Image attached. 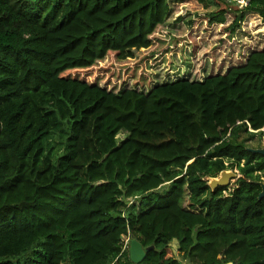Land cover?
<instances>
[{
  "label": "trees",
  "instance_id": "16d2710c",
  "mask_svg": "<svg viewBox=\"0 0 264 264\" xmlns=\"http://www.w3.org/2000/svg\"><path fill=\"white\" fill-rule=\"evenodd\" d=\"M180 1L0 0V264H132L126 232L137 264H264V154L246 144L264 127V46L147 90L101 65L138 58ZM245 9L264 20L247 0L231 24ZM234 167L227 193L210 188Z\"/></svg>",
  "mask_w": 264,
  "mask_h": 264
},
{
  "label": "rangeland",
  "instance_id": "374dc122",
  "mask_svg": "<svg viewBox=\"0 0 264 264\" xmlns=\"http://www.w3.org/2000/svg\"><path fill=\"white\" fill-rule=\"evenodd\" d=\"M171 6V13L154 30L152 44L142 50L138 58L117 61L111 53L101 65L120 75L125 85L147 90L155 82L178 77L201 79L210 73L224 72L229 65L244 61L250 50L264 46V20L256 11L245 9L243 18L231 24L242 7L239 0L205 4L198 0H181L171 2ZM219 7L225 10L224 20L209 21L208 11ZM253 132L246 144L264 147V129ZM126 134L125 130L118 131L117 141ZM227 169L234 170L236 175L230 178L224 193L234 186L239 175L236 167ZM183 203H189L187 195ZM181 262L188 264L187 260L181 259Z\"/></svg>",
  "mask_w": 264,
  "mask_h": 264
},
{
  "label": "water",
  "instance_id": "95a60500",
  "mask_svg": "<svg viewBox=\"0 0 264 264\" xmlns=\"http://www.w3.org/2000/svg\"><path fill=\"white\" fill-rule=\"evenodd\" d=\"M253 151H257L264 154V147H249ZM236 173L232 169H221L219 173L215 176H208V184L211 189H214L217 185H226L229 183L230 178H233ZM261 189L258 193V197H264V182L260 181ZM129 256L132 264H137L145 256V249L143 248L141 242L136 238H131L129 241Z\"/></svg>",
  "mask_w": 264,
  "mask_h": 264
},
{
  "label": "built area",
  "instance_id": "2783aa9c",
  "mask_svg": "<svg viewBox=\"0 0 264 264\" xmlns=\"http://www.w3.org/2000/svg\"><path fill=\"white\" fill-rule=\"evenodd\" d=\"M246 3H247V0H245V3L243 5H245ZM261 129H264V127H261ZM121 239H122V249L129 247V241H130L129 232L122 234Z\"/></svg>",
  "mask_w": 264,
  "mask_h": 264
},
{
  "label": "clouds",
  "instance_id": "9594fccd",
  "mask_svg": "<svg viewBox=\"0 0 264 264\" xmlns=\"http://www.w3.org/2000/svg\"><path fill=\"white\" fill-rule=\"evenodd\" d=\"M240 3L243 5L245 3V0H240Z\"/></svg>",
  "mask_w": 264,
  "mask_h": 264
}]
</instances>
